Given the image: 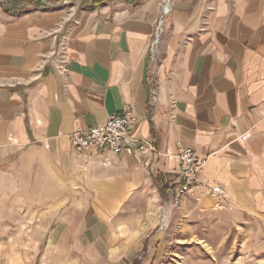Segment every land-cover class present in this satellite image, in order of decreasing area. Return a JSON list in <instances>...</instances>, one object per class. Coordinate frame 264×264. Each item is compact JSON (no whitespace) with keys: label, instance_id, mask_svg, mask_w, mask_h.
<instances>
[{"label":"crops","instance_id":"0c3cea01","mask_svg":"<svg viewBox=\"0 0 264 264\" xmlns=\"http://www.w3.org/2000/svg\"><path fill=\"white\" fill-rule=\"evenodd\" d=\"M67 1L0 0V264H126L180 183L179 145L264 249V0H171L153 66L164 0ZM125 110L155 150L73 149Z\"/></svg>","mask_w":264,"mask_h":264},{"label":"rangeland","instance_id":"374dc122","mask_svg":"<svg viewBox=\"0 0 264 264\" xmlns=\"http://www.w3.org/2000/svg\"><path fill=\"white\" fill-rule=\"evenodd\" d=\"M166 1L161 9L163 18L171 0ZM161 204L158 225L142 248L128 251L126 264H264V249L243 245L250 228L241 218L217 213L213 203L201 210L186 197L175 206ZM164 209L167 217L162 221Z\"/></svg>","mask_w":264,"mask_h":264},{"label":"built area","instance_id":"2783aa9c","mask_svg":"<svg viewBox=\"0 0 264 264\" xmlns=\"http://www.w3.org/2000/svg\"><path fill=\"white\" fill-rule=\"evenodd\" d=\"M67 2V0H60V2H57L56 5H63ZM163 14L158 20L150 46V62L152 66L156 57V47L163 32ZM150 103L153 106L157 103V89L154 84L150 89ZM135 122V115L130 111L125 110L118 114L109 116L102 124L88 127L82 125L78 126L69 136L70 143L73 149L78 152H85L94 148L108 149L115 153H119L123 146L130 142H138V148L141 151L155 150L153 142L150 140H137L129 132V126L135 124ZM177 160L180 183L176 188L172 199L168 202L167 207L175 206L180 203L185 193L192 188H206L208 193L216 200L214 208L217 210L221 209L223 206L222 198H224L222 188L217 184H210L209 181L202 176L201 169L203 162L196 158L192 148L189 146L179 145ZM165 210L166 209H164V211ZM161 220L164 221L163 217Z\"/></svg>","mask_w":264,"mask_h":264},{"label":"trees","instance_id":"16d2710c","mask_svg":"<svg viewBox=\"0 0 264 264\" xmlns=\"http://www.w3.org/2000/svg\"><path fill=\"white\" fill-rule=\"evenodd\" d=\"M104 0H92L93 5L102 3ZM155 182L157 184V186L159 187L161 193L165 192L166 190H168V186H166L162 181L159 180L158 176L155 179Z\"/></svg>","mask_w":264,"mask_h":264},{"label":"bare ground","instance_id":"6f19581e","mask_svg":"<svg viewBox=\"0 0 264 264\" xmlns=\"http://www.w3.org/2000/svg\"><path fill=\"white\" fill-rule=\"evenodd\" d=\"M168 1V0H167ZM165 218H166V214H164V216H163V219L165 220Z\"/></svg>","mask_w":264,"mask_h":264},{"label":"water","instance_id":"95a60500","mask_svg":"<svg viewBox=\"0 0 264 264\" xmlns=\"http://www.w3.org/2000/svg\"><path fill=\"white\" fill-rule=\"evenodd\" d=\"M166 3H168V1H166Z\"/></svg>","mask_w":264,"mask_h":264}]
</instances>
